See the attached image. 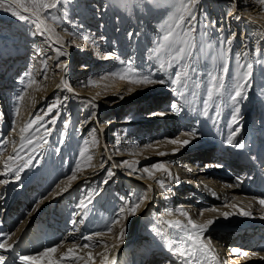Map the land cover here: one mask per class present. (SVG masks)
I'll return each instance as SVG.
<instances>
[{
	"label": "rangeland",
	"instance_id": "1",
	"mask_svg": "<svg viewBox=\"0 0 264 264\" xmlns=\"http://www.w3.org/2000/svg\"><path fill=\"white\" fill-rule=\"evenodd\" d=\"M209 1L210 0H199L195 5L196 21L194 23H196V31L194 35L197 36V38H199V34L202 31L201 22L205 20L211 22L214 16L216 19L220 18L218 12L214 14L213 3ZM25 3L26 0H20L21 5ZM110 3H115V6L112 4L110 5ZM92 4L97 8H90ZM217 4L221 5L223 3L219 2ZM228 4L230 3L226 2L223 8H228ZM64 7L68 9L67 20L57 26L60 29H55V32L63 33V35L66 36V39H62V44L70 47L73 52L71 61L67 64L66 73L67 82L71 85L73 91L80 90L79 88L82 86L85 87L87 80L92 81L102 75L118 71L122 67L120 60H127L129 57H134L135 64L138 67H143L147 63L146 50L152 47L154 40L160 34V26L174 11L167 0H160L158 4L152 3V0H144L142 4H137L135 0H127V3H125V0H72L67 6L61 5L57 9H52L50 11L55 16H63ZM8 8V2L0 3V39H4V37L7 38V41L2 42L0 45V106L2 110H4V112L0 110V115L3 112L5 123L8 126L6 131H1L2 129L0 128V141H8L0 147L1 172H3L5 162L10 163L13 168L17 167L18 163L23 162L16 156V151H14L15 148L20 152L21 156L25 155V152L21 151V129L37 114L43 116L42 110L54 98L57 96L61 98L60 116L57 119V123L54 126L51 124L47 125L48 128L52 129L48 137L49 143L44 146V149H37L38 152L44 151L43 159L40 160L38 166L31 170H25V172L21 174V180L14 183V186L10 185L11 182L15 181L12 176H0V180L9 179L10 181L6 185L0 184V190H11L8 199L9 202H7V207L13 205L10 214L16 206L18 208L11 214V219L13 218L12 224L6 229V233H12V235L16 234L15 236L23 235L22 242L19 245L20 247H16L14 249L15 252L21 254H34L46 247L55 246L57 244L71 245L72 241H76L78 245L90 243L94 245V247H78L76 250L75 255L83 257V259L78 262L68 260L61 262V264H86L89 252L99 253L101 249L105 248L104 245L108 246L110 244V242H106V240H117L116 237L122 227H126L127 231L124 240L129 238L133 229H135L136 234H139L137 235L139 238H141V236L147 238L145 240L141 239L143 243H147L146 245L151 247V253L149 257H147V260H145L147 264H151L152 261H161L159 259V249L161 247V241L163 240L162 230L154 216H147L146 219L143 217L139 218V211L144 204L138 210L137 215L129 216L127 220H122L120 224L114 227L112 233L103 236L93 235L92 241H86L80 238V241L77 239H70L62 243L61 239L62 234L66 235L67 233H72L75 234V237H83L101 231L115 209L122 203L121 197L127 198L131 194L139 195L144 192L142 187L132 183L126 176L122 177L118 175L116 171L112 169V166L109 164L110 162H108L106 158V153L108 152L111 158H115L116 156L128 155L131 152H136L138 148L140 152L137 151L138 154L134 159L130 156L131 159L123 158L112 160L115 161L116 164H119L121 161L134 162L133 167L137 169H142L144 166H150L157 162H164L162 159H153L143 166L138 167L139 161L149 155V153L146 152L148 149L147 145L152 144L156 139L162 137L163 132H161V123L154 122V124H151L148 128L147 126L140 127L136 125L137 127L133 126L134 128L130 126L129 129L120 128L119 126H116L117 128L107 129V125L113 121L118 122L117 120L126 118L127 115L149 116V113H155L158 110H149L146 104L141 101L137 104H133V101L125 105L119 104L120 102H118V99H108L103 101V106L105 109L109 108L108 111L105 113H102L103 110L98 112L97 107L92 109L88 103L84 102L85 100L83 101L82 99L76 98V96L68 94L65 91L66 88L61 86L59 77L56 78V76H50L47 73V79H44L41 71L44 65L41 63L40 57H34V49L41 48L45 50V54L48 56L55 57L56 53L54 48H56V46L52 45L50 41H48V43H42L41 36L33 35L36 29L32 23V19L21 21L17 16H13L12 12L7 10ZM11 8L20 14L28 16L21 10L23 7L20 5L11 4ZM222 13L224 16L226 15L225 11ZM47 15L48 13H41V19ZM68 21L72 22L69 23ZM49 24L51 23L49 22ZM81 25L83 27H80ZM3 26H7V30L10 28L8 33H4L3 30L6 28L3 29ZM11 30H13V32ZM203 31L209 33L207 37H204V40L210 41L212 38L210 35L212 29H203ZM129 32L139 33V36H134L130 40L128 37ZM70 33H75L76 35L73 36ZM4 34H8L9 37L4 36ZM80 35H86L88 39L81 40L77 38ZM253 40L256 39L253 38ZM234 42L232 47L235 44ZM78 43L82 44L83 47ZM48 44H51L52 47H49ZM254 46L255 48L253 47V49H259L260 51L257 44H254ZM199 47L200 45L198 43L197 49H199ZM115 48H118V50ZM196 54L200 57L197 64L200 69L203 70L207 68L209 72L214 70V63L210 59L213 54L212 49H207L206 53L197 51ZM66 56L67 55L59 57V60L66 61L68 59ZM51 60L52 62L47 61V64H49V66L50 64L52 66L56 65L57 61L55 59ZM5 61L7 63L4 64ZM13 61L16 62L15 66L19 67L7 68L9 66L12 67ZM30 66H32V69H30ZM79 66H92V69L79 77ZM54 68H51L52 72H55ZM29 70H31L33 78L37 80L38 83L26 89L24 99L19 102V112L17 114L15 113V97L20 94L21 89L24 87L26 82L24 74ZM6 71H9V73L7 77H4ZM171 71H175V68L171 69ZM234 71L235 66H229V77L232 76ZM56 75H58L57 72ZM64 77L65 74L63 73L62 78ZM156 78L161 79L164 78V76L161 73H157ZM226 82H230V80ZM203 94L204 88L201 87L198 90V96L195 98V102L198 103ZM247 95L248 100L240 105V116L242 117L240 122L243 124L247 120L246 123L248 122L252 127V132L258 136V134H256L258 129L262 128L264 130V74H262L260 66H256L253 70L252 84L247 91ZM64 97L68 99L65 101L63 100ZM149 100L148 103L150 104L160 105L162 103H167L168 105L171 101V93H165L160 98H152ZM217 103L220 106V114L215 118V124H213L212 120L198 115L197 113L189 112L186 117L187 126L189 128L196 127L201 133V139L204 138V141L209 142H205L207 146H200L192 151V153L196 155L193 159L195 168L204 166L205 162L199 158V155L205 156L206 150L212 152L211 161H213L216 166L222 165V163L219 162L223 159V157L219 155L222 149L220 148L222 145L221 139L227 136L228 129L226 126L230 122L232 106L230 101L219 98H217ZM249 110H251L248 113L249 115H246ZM92 112H95L96 115L92 119H88ZM214 112L215 108H211L209 115H213ZM55 114L56 111L54 110L52 115ZM49 118L48 116H43L44 120ZM65 120L68 121V127L66 130H63V121ZM197 120L199 124L196 123ZM222 120L223 122H221ZM97 121H99V123H97ZM179 124L181 123L179 122ZM13 125L15 127L14 131ZM36 127L37 126L34 125L33 129L28 133H24V135H39V133H35L34 131ZM93 128L97 129L95 137L99 141L95 147L91 146L92 137L89 135L90 130ZM149 128L152 130L153 134L150 138L148 137ZM181 131L183 130L179 128L176 134ZM62 134L63 143H58L61 140ZM175 135L169 136L174 137ZM263 135L264 132L260 136L262 141H264ZM85 138H88L90 141V154L93 156V160L91 162L82 161V164H89L90 166L77 172L75 180L69 181L67 177L71 174L74 161L77 158V153L83 147V140ZM145 138L147 141L144 140ZM255 143H259L258 139ZM105 144L107 145V151H105ZM57 147L59 151H56ZM117 149H119V151ZM217 155L218 157H216ZM9 156L14 157V159L8 161ZM222 161L224 164H226L225 161L231 163V158H227L226 160L223 159ZM102 162L103 167H101ZM184 164L182 163L181 165ZM187 164L189 163L187 162ZM168 166L170 167L172 165L169 164ZM178 166L179 165H173L172 167ZM119 168L130 175L129 169L125 168V166ZM44 170L46 172H44ZM109 170L114 173L110 178L106 175ZM168 170L170 171V168H168ZM162 173L166 172L152 170V175L155 176ZM131 175L142 176L143 178L148 176L147 173L143 172H134ZM224 176L227 177L228 184L236 186L233 180L236 173L231 175L229 170L224 172ZM105 179L108 180L107 184L102 183ZM86 183L90 184L88 188L83 186ZM66 187L67 191H62ZM82 188L89 191L99 188L100 194L93 196L94 204L90 206L89 215L84 219L83 223H79L81 217L74 215V213L78 211L76 207L78 201L84 196V193L81 191ZM168 192L169 193L165 195L167 197L170 196L171 191ZM188 194L189 192L187 193L186 191L176 192L171 196L173 199L166 202L167 206L164 207V210L175 213L177 209L181 210V208L183 209V207H185V210H192L187 213L189 218L192 220L199 218L202 210L195 206L193 203L195 200L191 201V203H184L179 199L190 197ZM41 197H44V199L41 200ZM23 206H25L24 212ZM26 206H28V208ZM38 210L41 212V217L35 225L31 229L29 228L27 232L24 230L26 228H21V230V221L26 219L27 215H30V213L37 212ZM2 211L3 208L0 207V218L3 214ZM18 211L24 213V215H16ZM65 217L67 219L64 220ZM73 220H76L78 223L74 225L72 223ZM50 223L53 224V230H57V238L54 237V232L51 233L49 231ZM79 232L82 233L77 236L76 234ZM245 235L247 238L242 239L235 234L234 238L237 240L235 243L231 242L232 245L229 246L215 238L212 239V241L218 245L217 250H219V252L221 249L232 250L242 241L248 243L256 236L254 234ZM52 236L53 242L49 244L47 242V244H45L44 242L51 239ZM66 247V249L58 248L57 252L53 254L56 260H59L71 246ZM258 251V253H264L263 249H259ZM0 252H3V250H0ZM4 254L12 256L13 252L9 251ZM230 258H227V261L233 259ZM171 263L174 264L175 262L171 261ZM44 264H47V262L45 261ZM160 264H165V262L161 261ZM166 264H168V262ZM261 264H264V260Z\"/></svg>",
	"mask_w": 264,
	"mask_h": 264
},
{
	"label": "snow or ice",
	"instance_id": "2",
	"mask_svg": "<svg viewBox=\"0 0 264 264\" xmlns=\"http://www.w3.org/2000/svg\"><path fill=\"white\" fill-rule=\"evenodd\" d=\"M8 2L9 8L13 16H17L19 20L26 21L31 18L32 23L36 31L33 35H39L42 37V43H48L52 40L53 36H56V43L60 42V37L55 32L54 27L49 26V22L56 26L64 23L67 20V7L63 9V16H55L50 10L57 9L61 5H69L72 0H26V3L21 5L20 0H0V3ZM137 4L144 3V0H135ZM160 0H152V3H159ZM167 2L174 9L172 14L166 19V21L160 26V34L154 40L152 47L146 50V60L147 63L143 67H138L135 64L134 57H129L127 60H120L122 67L113 73L106 74L103 78L114 77L121 81H125L134 86H147V85H165L172 91L174 99L169 106L168 111L180 115L181 112L187 108L188 112L197 113L205 118L212 120L213 124L216 123V117L220 114V106L217 103V98L223 99L225 101H230L232 106V115L230 122L227 124L228 133L225 137V143L227 145L233 146L234 148L240 149L245 147V140L241 136V131L243 125L241 124L242 117L240 116L241 108L240 105L248 100L247 91L251 87L253 79L254 65L260 66L262 74H264V55H262L259 49H248L247 43L243 44L242 47L246 50L243 52H232V45L236 39V33L231 29H226L224 26L216 27L215 21H203L201 22L202 31L199 34V38L194 35L196 31V12L195 5L199 0H167ZM235 0H233V3ZM260 4H264V0H258ZM127 3V0H125ZM11 4H17L23 7L24 12H29V16L20 14L16 10L11 8ZM30 5V7H29ZM232 8H229L227 15H232ZM41 13H48L46 17L41 19ZM235 19L239 20L240 16L237 15ZM71 23L72 21H68ZM80 27H83L82 25ZM209 27L215 28L217 36L215 41H205L204 37L209 35L208 32L203 31V29H208ZM66 31V30H65ZM75 36V33H70ZM134 36H139V33H128V37L131 40ZM81 40H87L88 36L80 35L77 37ZM200 47L197 49V44ZM52 47L51 44L48 45ZM207 49H212V56L210 59L214 63V70L209 72L207 68L200 69L197 64L199 62V55L197 51L201 53H206ZM56 53L55 57H44V50L41 48L34 49V57H40L41 63L44 67L41 70L43 78L47 79V60L55 59L57 61L55 68L59 69L65 74V77L61 80V86L66 88L67 91L73 92V88L68 84L66 79L67 73V61L59 60V57L67 55L65 51V46L63 44L60 47L54 48ZM107 58V57H105ZM234 64L235 71L231 77H229V66ZM175 68V71L171 69ZM157 73L163 74L164 78H156ZM26 82L24 87L21 89L19 95L15 97L16 107L15 113L19 112V102L24 99V93L27 88L32 87L33 84H37L38 81L33 78V73L31 70L25 74ZM202 77V78H201ZM230 82H226L229 81ZM88 86V85H85ZM203 87L204 94L199 99L198 103L195 102V98L198 96V90ZM129 91H132L129 89ZM190 97L192 99H190ZM64 97L63 100H67ZM123 99V96L120 97ZM61 98H54L49 104L45 106L43 111V116L50 117L47 120L43 119V116L37 114L34 118H31L28 123L21 129V151L25 152L24 156L20 155V152L14 148L16 151V156L22 160V163H18L17 167L13 168L10 163L5 162L3 172L0 175L4 177L12 176L16 182L21 180V174L25 170H31L38 166L40 160L43 159L44 151H37V149H44V146L49 143L48 137L51 134L52 129L48 128V124L55 125L57 119L60 116V104ZM183 101V102H181ZM88 104H93L92 101H86ZM93 107H98L93 104ZM215 108L213 115H209L210 109ZM56 111L55 115H52L53 111ZM96 115L92 112L88 119H92ZM150 116H164L165 112L149 113ZM99 123V121H97ZM199 124V121L196 122ZM36 125L35 133L39 135H28L25 136L24 133H28L33 126ZM68 127V121H63V130ZM15 127L13 125V131ZM42 130V131H41ZM97 129L93 128L90 130L89 135L92 137L91 146L95 147L99 141L95 137ZM184 135L190 139L179 140L177 137H166L168 143L173 145H178L180 148L188 147L194 139L199 138L200 132L196 127L186 128L182 133L178 135ZM35 141V142H34ZM7 140L0 141V147L7 143ZM159 143L160 141H156ZM58 143H63V134L61 140ZM89 139L85 138L83 140V147L77 153V158L74 161L71 174L67 177L69 181L75 180L77 177V172L83 170L89 164H82V161L91 162L93 156L90 154ZM31 146V147H29ZM150 146V145H148ZM119 151V149H117ZM56 151H59L57 147ZM105 151H107V145L105 144ZM175 154V153H174ZM160 155H165L161 153ZM14 157L9 156L8 161L13 160ZM111 159V157H109ZM255 159V157H253ZM35 161V163H34ZM134 162L121 161L119 164L113 163L112 167H123L127 166L129 169V174L134 172L142 171L147 173L149 178L152 177V170H160L168 174L169 179H172V174L166 167L167 162H157L150 166H144L142 169H137L133 167ZM103 167V162L101 163ZM217 167H222V165H217ZM107 177H111L114 173L109 170L106 173ZM138 179H142V176H137ZM240 181L241 178L237 177ZM176 183H179V178H175ZM9 179L0 180V184H8ZM103 184H107L108 180L102 181ZM160 188L164 192L170 191V189L165 185L164 180L157 181ZM59 186V185H57ZM62 191H67V187ZM81 191L84 196L78 201L76 207L78 209L74 215L81 217L79 223H83L84 219L89 215L90 206L93 204V196L100 194V189L87 190L82 188ZM152 191L149 187L143 193L136 195L131 194L129 197H121L122 203L115 209L112 216L107 220L103 229L97 231L93 234L83 236L82 239L86 241H92L93 235L103 236L113 232L114 227L120 224L122 220H127L129 216H135L138 214V210L144 204V202L149 198L148 194ZM4 199V196L0 194V200ZM44 197H41L43 200ZM167 199V196H165ZM259 203L264 205V199H260ZM224 207H233L235 205H227ZM208 211H217L215 208L206 209ZM240 216H250L251 213L246 212L242 209L238 210ZM180 215L187 216V213H180ZM221 215L227 219L231 214L224 212ZM264 218V217H261ZM72 223L75 225L78 223L73 220ZM215 221L209 220L205 224L200 225L195 223L191 218H188L187 226L181 225L179 221L176 222L174 227L179 229L176 236L171 239L167 244L166 248L169 253L178 258V264H203L201 260L202 256H209L210 249L203 243L204 237L203 233L206 232ZM126 227H122L116 239L123 242L126 235ZM12 233L0 232V264H61L62 261L68 260L73 262H78L83 259V257L75 255L77 248H89L94 247L90 243L83 245H78L76 241L71 242V247L68 248L67 252L62 255L59 260L53 259L52 254L57 252L60 244L55 246L46 247L43 250L36 252L34 254H21L15 252L12 245L8 243L11 239ZM210 239V237L208 238ZM63 243V242H62ZM107 249V245H104ZM112 247H116L113 245ZM9 251L13 252L12 256H7L4 253ZM233 253L240 254L244 257L257 256V252L243 251L240 248H233ZM102 259L100 264H116L115 257H109L107 252L101 254ZM213 261L214 256L210 257ZM264 259V257H261ZM86 264H95L94 257L91 252L88 253Z\"/></svg>",
	"mask_w": 264,
	"mask_h": 264
},
{
	"label": "bare ground",
	"instance_id": "3",
	"mask_svg": "<svg viewBox=\"0 0 264 264\" xmlns=\"http://www.w3.org/2000/svg\"><path fill=\"white\" fill-rule=\"evenodd\" d=\"M112 1V0H111ZM115 1V0H114ZM210 3H213L214 6V14L218 12L220 18H215V16L212 18L211 21L216 22V27L224 26L226 29H231L236 33V39L234 40L235 44L232 47V52H243L246 49L242 47L243 44L247 43L248 49L255 48L254 44H257L260 48V53L264 54V4H260L258 0H235L233 3V0H210ZM222 2L223 4L218 5L217 3ZM229 2L228 8H223L225 6V3ZM96 4V3H94ZM115 6V3H110V5ZM109 5V6H110ZM117 5V4H116ZM108 6V7H109ZM90 8H97L93 4L90 6ZM120 8V7H119ZM229 8H232V15H227ZM118 9V8H117ZM121 9V8H120ZM203 9V8H202ZM23 11V8H21ZM223 11L226 12V15H223ZM24 12V11H23ZM144 12V11H143ZM28 16L30 15L29 12H24ZM239 15L240 19L237 20L235 17ZM31 19H35L34 17ZM219 25V26H217ZM50 27H54L55 29H60L54 24H49ZM6 28V29H5ZM212 29V33L210 34L212 38L210 41H215V38L217 36L216 29L209 27ZM4 33H8L9 29L7 30V26H3ZM13 32V30H11ZM60 37V42L56 43V36L52 37V40L50 43L52 45H55L56 47H60L62 44V39L66 36L63 35V33H56ZM4 36L9 37L8 34H4ZM256 39V40H253ZM7 41V38L4 37V39H0V45L2 42ZM79 42V41H78ZM79 44V43H78ZM49 45V44H48ZM81 47H83L82 44ZM118 50V48H115ZM70 47L65 46V51H67L68 59L67 64L70 63L71 58L73 56V52L71 51ZM44 56L50 57L47 54H45L44 50ZM48 62H52L51 59L47 60ZM47 62V63H48ZM7 63L6 61L4 64ZM12 67L7 68H17L19 66H15L16 62H12ZM20 63V62H18ZM10 65V64H9ZM48 65L47 73L50 76H56L59 77V80H62L63 72H61L59 69L54 68L55 65ZM89 66V65H88ZM231 67H234V64H230ZM51 68H54L55 72L51 71ZM254 68H256V65H254ZM30 69H32V66H30ZM92 66L90 67H81L79 66V77L83 76L87 71L91 70ZM3 71V70H2ZM1 71V72H2ZM56 72L58 75H56ZM9 71H6V74H4V77H7ZM106 75H102L100 77H97L93 79L92 81L87 80V83L85 85L88 86H82L77 91L69 92L67 89L65 91L73 96H76V98L82 99L85 103L86 101H92L93 104L97 105L98 112L105 113L108 111L109 108H104L103 101L108 99H118L119 104H128L133 102V104L139 103V101L144 102L146 106L149 108V110H153L158 113L165 112L164 116H147V115H136L131 116L127 115L126 118H120V120H117L118 122H110L107 125V129L109 128H117L116 126H119L120 128L129 129L130 126H140V127H146L147 128L154 122H160L162 126L161 132H163V135L161 138L156 139L152 144H149L148 149L146 152L149 153L147 157L142 158L139 161L138 167L143 166L144 164L148 163L149 161L153 159H159L163 160L166 163V166L170 168V172L172 174V179L170 180L167 173L162 174H156L158 176L152 175L153 178H149L146 176L145 178L138 179L137 176L134 175H128L126 174L121 168L119 167H112L113 170L116 171V173L122 177H125L130 180L135 185L142 187L144 191L147 188H151L152 191L148 194L149 198L144 202L143 207L139 211V218L143 217L146 219V217H150L151 215L156 218L158 221V225L160 226V229L162 230V237L163 240L161 241V247L159 249L160 256L159 259L162 262H165V264L168 262V264H172V262H175L174 264H178V258L171 255L169 251L166 248V244L173 239L179 229L174 227L177 221L180 222L181 225L187 226V221L189 216H183L180 215V213H188V211H192L190 209L185 210V207L181 210L177 209L175 213L169 212V210H164V207L167 206L166 202L169 200L171 201L173 198L171 196L175 194L176 192L186 191L189 192L187 198H179L180 201H183L184 203H191V201L195 204L198 209L202 210L200 213L199 218H196L193 220L195 223L203 225L209 220L215 221L213 225L209 227V229L203 233V243H205L208 248L210 249V255L205 257L202 256L201 260L203 261V264H261L263 263L264 259H261V257H264V253H258L259 249L264 250V205H261L259 203L260 199H264V141L260 139L261 134H263L264 130L258 129L257 133L258 136L255 135V133L252 132V127L249 125V123L246 121L242 124L243 128L241 131V136L245 140V147L244 148H234L233 146L227 145L225 143V138L221 139L222 145L220 148L221 151L219 152V155L223 157V159H230L233 161H237L236 166L232 167L231 169H227L224 167H217L213 161H211V151L206 150L205 156L199 155V158L205 162L204 166H201L200 168H195V164L193 163L194 156H196L194 153H192L193 150L200 146H207L204 141V138L199 136V138L194 139L192 143L186 147V148H180L178 145H173L171 143H168L167 140L164 138L171 137L175 135L177 130L180 128L182 130L189 128L186 124V117L189 114L187 111V108H185L180 115H176L170 111H168L170 104L174 99H177V97H174L172 91L169 90V88L165 85H147V86H134L129 83H126L125 81H121L114 77H108L103 78ZM11 78V77H10ZM131 89L132 91H129ZM165 93H171V101L168 103H162V104H150L148 101L149 99H156L160 98ZM123 96V99H120V97ZM129 99V100H128ZM191 99V97H190ZM253 99V98H251ZM160 100V99H159ZM252 101V100H251ZM183 102V101H181ZM93 104H89V106L93 109ZM252 106V105H251ZM95 109V108H94ZM0 110H2L0 106ZM4 112V110H2ZM251 110H249L246 115H249L248 113ZM3 112L0 115V128L1 131H6L8 128L7 124L5 123V117L3 116ZM97 112V113H98ZM179 122L181 124H179ZM223 122V120L221 121ZM224 124V123H223ZM137 125V126H136ZM159 126V125H158ZM224 126V125H223ZM118 127V128H119ZM133 127V128H134ZM102 132V131H101ZM182 133V131L180 132ZM171 135V136H169ZM153 136L152 130L148 129V137L150 138ZM264 136V135H263ZM174 137H177L179 140H185L190 139L187 136L184 135H178L176 134ZM260 143H255L257 141ZM147 141V139H144ZM156 141H160L157 143ZM209 143V142H207ZM213 143V142H212ZM136 150V149H135ZM131 151V150H130ZM137 151L138 148H137ZM136 152H131L128 155H121L116 156L115 158L109 159L110 155L107 152L106 158L108 159L109 164L112 166L113 163H116L115 161H112L113 159H123V158H130L132 159L137 156ZM140 152V151H139ZM161 153H165V155H160ZM175 153V154H174ZM260 154V155H259ZM218 157V155L216 156ZM255 157V159H253ZM198 158V157H197ZM221 159L219 162H223ZM189 164H187V162ZM195 161V160H194ZM208 161V162H207ZM185 162V164H184ZM227 162V161H225ZM184 165H181V164ZM224 163V162H223ZM169 164L173 165H179L178 167H172L168 166ZM245 164H254L256 165L257 169L255 172V177L251 179L250 182H247V184H251L249 188H239L237 185L228 184L227 177L224 176L225 171L231 172V175H234L236 173L235 178L239 177V172L243 168ZM242 167V168H241ZM127 168V166H125ZM1 172V171H0ZM44 172H46L44 170ZM142 172V171H137ZM238 173V174H237ZM2 176V175H0ZM43 177V176H42ZM45 177V175H44ZM43 177V178H44ZM179 178V183L177 184L175 181V178ZM89 180V179H88ZM164 180L165 185L170 189V196L165 199V195H167L169 192H163L160 189L159 184L157 181ZM230 181V180H229ZM14 183L16 181H13L10 183L11 186H14ZM236 184V183H235ZM43 185V184H42ZM87 188L90 186V184L86 183L83 185ZM11 190L5 191L0 190V194L4 196V199L0 200V207L3 208V214L0 218V232L6 233L7 227L12 224L11 214L15 212L18 208L13 209V212L11 208L13 205L7 207V202L10 197ZM94 204V203H93ZM92 204V205H93ZM235 205L236 207H224V205ZM28 208V206H26ZM23 212L25 211V206L22 207ZM215 208L217 211H208L206 209ZM244 210L246 212L251 213L250 216H240L238 210ZM19 212V213H18ZM16 215H24V213H20L18 211ZM224 212H228L231 215L225 219L223 215H221ZM179 214V215H178ZM41 217V212L38 210L37 212L30 213V215H27V218L21 221L20 229H24L25 232L31 229L35 223L38 221V219ZM67 219L66 217L64 220ZM57 220V218H56ZM63 224V223H62ZM22 230V229H21ZM49 231L54 234V237L57 238V230H53V224L50 223V229ZM18 233V231H17ZM82 233L79 232L76 234L77 236ZM258 233L252 240H250L248 243L241 242L236 248H240L243 251L251 252H257L259 255L257 256H249L244 257L240 254L233 253L232 250L228 249H221L217 250V246L212 239L220 240L225 245H232L231 242L235 243L237 240L234 238L235 234L240 236L242 239L247 238L245 234H255ZM39 234V233H38ZM16 235V234H15ZM11 235V239L8 240V243L13 246L15 249L20 245L22 242L21 236H15ZM75 234L67 233L66 235L62 234V242L69 241L70 239H77L80 241V238L82 237H75ZM138 233L136 234L135 229H133L130 233L129 238L123 240V242H120L118 240L113 241L112 240H106V242H110V244L106 248H103L100 250L99 253L91 252L95 264H100L102 256V253L107 252L109 257H115L116 264H147L145 260H147V257H149L151 250L150 246H147V243H143L141 239H147L144 236H141L139 238ZM210 237V239H208ZM51 238V237H50ZM0 239H4L3 237H0ZM233 241H232V240ZM42 241V240H41ZM78 241V242H79ZM52 243L53 242V236L51 239L46 240L44 242L45 244ZM149 244V243H148ZM113 245H116V247H112ZM66 246H71L70 244L60 245V249H66ZM20 247V246H19ZM154 248V247H153ZM19 249V248H18ZM22 251V250H19ZM32 251V250H31ZM54 254V253H53ZM52 254V258H54V255ZM214 256L215 260L213 261L210 257ZM233 259H231V258ZM227 258H230L231 260L228 262ZM161 261H152L151 264H160ZM228 262V263H227Z\"/></svg>",
	"mask_w": 264,
	"mask_h": 264
}]
</instances>
